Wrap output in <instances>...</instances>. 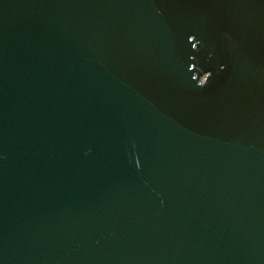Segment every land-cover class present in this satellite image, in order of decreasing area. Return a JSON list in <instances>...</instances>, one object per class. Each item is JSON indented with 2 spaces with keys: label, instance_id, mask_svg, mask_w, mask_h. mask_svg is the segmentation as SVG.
<instances>
[{
  "label": "water",
  "instance_id": "water-1",
  "mask_svg": "<svg viewBox=\"0 0 264 264\" xmlns=\"http://www.w3.org/2000/svg\"><path fill=\"white\" fill-rule=\"evenodd\" d=\"M0 264H264V0H0Z\"/></svg>",
  "mask_w": 264,
  "mask_h": 264
}]
</instances>
